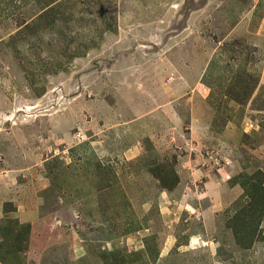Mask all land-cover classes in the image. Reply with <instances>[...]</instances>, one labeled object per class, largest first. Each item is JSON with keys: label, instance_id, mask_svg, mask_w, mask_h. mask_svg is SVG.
<instances>
[{"label": "rangeland", "instance_id": "rangeland-1", "mask_svg": "<svg viewBox=\"0 0 264 264\" xmlns=\"http://www.w3.org/2000/svg\"><path fill=\"white\" fill-rule=\"evenodd\" d=\"M48 1L0 0V264H264V217L227 226L264 188V0Z\"/></svg>", "mask_w": 264, "mask_h": 264}, {"label": "trees", "instance_id": "trees-1", "mask_svg": "<svg viewBox=\"0 0 264 264\" xmlns=\"http://www.w3.org/2000/svg\"><path fill=\"white\" fill-rule=\"evenodd\" d=\"M37 2L42 5L40 8L43 10V13L40 14V17L43 18L46 13L45 8L51 3L48 0H37ZM259 175L260 172H256L253 176H239V184L242 188L246 189V194L249 192V188H252L249 198L254 202L253 204L252 201L250 202L251 206L248 217L244 216V213L236 212L235 216L227 222V226L234 232L236 242L245 249L251 248L257 240L260 225L257 226L255 223L259 222L257 219L260 220L264 217V188L259 180ZM251 181H258L260 185ZM5 211H8V209Z\"/></svg>", "mask_w": 264, "mask_h": 264}]
</instances>
